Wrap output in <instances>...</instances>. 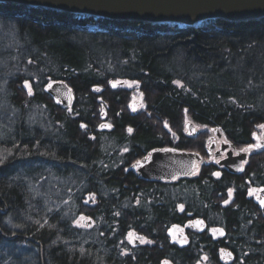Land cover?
<instances>
[{
	"label": "trees",
	"instance_id": "trees-1",
	"mask_svg": "<svg viewBox=\"0 0 264 264\" xmlns=\"http://www.w3.org/2000/svg\"><path fill=\"white\" fill-rule=\"evenodd\" d=\"M52 80L71 89V108L43 91ZM116 80L138 85L144 111L132 114ZM184 117L237 146L263 130L264 18L151 25L0 3V264H223L221 248L229 264H264V211L245 200L244 182L204 169L149 183L126 171L152 148L204 155ZM231 186L234 203L222 206ZM89 192L94 206L83 203ZM73 214L88 216L84 227ZM196 217L201 233L187 227ZM175 224L185 247L165 233ZM127 233L145 244L128 245Z\"/></svg>",
	"mask_w": 264,
	"mask_h": 264
},
{
	"label": "water",
	"instance_id": "water-1",
	"mask_svg": "<svg viewBox=\"0 0 264 264\" xmlns=\"http://www.w3.org/2000/svg\"><path fill=\"white\" fill-rule=\"evenodd\" d=\"M0 3H13L20 6L41 7L63 13L93 16L96 18L125 21L142 24H168L178 26H195L203 21L250 22L264 18V0H0ZM122 82H110L112 89ZM61 108L73 104L72 91L63 81H50L43 90ZM104 111L102 118L104 117ZM109 127V125H105ZM185 128L189 136L197 137L196 126L187 121ZM218 133L217 129H214ZM147 157V159H145ZM141 158L140 165L133 163L126 171L136 174L144 180L171 181L178 177H191L195 171L196 161L200 156L192 152L173 149H156ZM243 157V156H242ZM236 158L230 166L223 161L230 173L242 171L241 159ZM191 229L202 232L203 219H196L187 224ZM215 230V231H214ZM213 237H223L221 228L211 230ZM170 243L182 248L188 240L178 225H171L167 230ZM139 235L137 236V238ZM229 254V253H228ZM161 264H168L162 261Z\"/></svg>",
	"mask_w": 264,
	"mask_h": 264
},
{
	"label": "flooded vegetation",
	"instance_id": "flooded-vegetation-1",
	"mask_svg": "<svg viewBox=\"0 0 264 264\" xmlns=\"http://www.w3.org/2000/svg\"><path fill=\"white\" fill-rule=\"evenodd\" d=\"M138 102H129V109L134 115H138L140 111L145 110V105H138ZM139 107V109H138ZM108 122H100L99 125ZM110 125V123H108ZM263 130L259 131L257 134H253L252 141L243 144V145H234L231 141L227 139V137L223 134L222 131L216 133L214 128H203L200 130V133H206V139L203 143V151L204 155L198 153L196 151H188V150H181L176 148H171L170 146L161 147L162 149L169 148L176 151H185V152H194L200 156V160L196 161L195 171L191 177H178L171 181H156V180H144L139 178L136 174L132 173L135 178L141 181H146L149 183H165V184H173V182H177L181 179H194L199 177L200 173L204 169H208L211 177L217 180L224 178H231L233 180L239 179V182L242 181L247 186L245 188V200L251 203L255 209L262 212L264 211V206L260 203V201L264 200V128ZM128 134H132L127 130ZM172 136H174L172 134ZM170 135V137H172ZM185 137L190 138L191 136H187L185 133ZM173 138V137H172ZM176 140V137H175ZM249 145H252L253 148L250 151H241V149L247 148ZM256 145H261L260 147H256ZM161 148H152L151 150L147 151L141 158L147 156L150 152L161 149ZM243 156V157H242ZM241 159V166L242 171L238 174L230 173L228 171V167L222 164L223 161H227L230 166L234 165L236 158ZM141 158L136 159L132 163L136 162L137 160H141ZM131 163V164H132ZM130 164V165H131ZM129 165V166H130ZM128 166V167H129ZM127 168V167H126ZM215 173H219V175H215ZM252 190H255L254 192ZM251 192V194H250ZM225 199L222 201V206H229L234 203L235 197V188L233 186L229 187L226 190ZM227 201V203H225ZM200 219H203L199 217ZM88 219V216L86 217ZM204 220V219H203ZM221 228L224 231V228L221 226H211L207 227L208 232L211 235V230L213 228ZM206 228V223L204 221V229ZM225 232V231H224ZM212 236V235H211ZM225 237V235L223 236ZM223 237H213L216 238H223ZM220 258L223 264H229L233 260V253L229 251L227 248L220 249ZM229 253V254H228Z\"/></svg>",
	"mask_w": 264,
	"mask_h": 264
},
{
	"label": "rangeland",
	"instance_id": "rangeland-1",
	"mask_svg": "<svg viewBox=\"0 0 264 264\" xmlns=\"http://www.w3.org/2000/svg\"><path fill=\"white\" fill-rule=\"evenodd\" d=\"M115 82H117V83H120V81H115ZM138 85L135 83V82H130V81H123L122 82V85L121 86H119L118 88H120V89H122V90H125V91H128V95H129V97H128V99H127V104L129 105V102H138L139 104V106L140 105H143L144 104V102H143V99H142V97L140 96V94L138 93ZM138 109H139V107H138ZM189 119H187L186 117H184L183 118V120H182V124H181V130H182V133L185 135V133H186V129H185V123L188 121ZM197 127V126H196ZM165 129H166V127H165ZM197 129L198 130H201L202 128L201 127H197ZM259 131H255L254 132V134H257ZM172 134H173V131H169V135H171L172 136ZM187 135V134H186ZM200 135V134H199ZM188 136V135H187ZM173 137V139H175V137L177 138L178 136H176V134H175V136H172ZM206 133H204L203 135L201 134V137L199 138V139H201L202 141V143H204V141H205V139H206ZM190 138H193V139H195V138H197V137H190ZM198 139V140H199ZM195 141V140H194ZM67 196H70V195H68L67 194ZM71 201V199H66L65 201H63L64 202V204L67 206V207H72V208H70L71 209V211L73 212V211H75L76 210V207H75V204H73V203H71L70 202ZM83 203H84V205H89V206H94L95 204H96V199L93 197V196H89V195H87L86 197H85V199L83 200ZM72 216V222H74V224H76V225H78V226H82V227H84L83 226V224L82 223H80L79 222V220H83V222H85L87 219H86V215H84V214H81L80 216H76V214L74 215H71ZM94 225H95V223L93 222V223H91V226L89 225V226H87V229L88 230H92L93 229V227H94ZM131 234V235H130ZM125 241L128 243V245H130V246H136V245H142V244H145V242H146V239L145 238H137L136 237V233H127V235H126V237H125ZM133 243H135V244H133ZM202 261H205V258H202Z\"/></svg>",
	"mask_w": 264,
	"mask_h": 264
},
{
	"label": "snow or ice",
	"instance_id": "snow-or-ice-1",
	"mask_svg": "<svg viewBox=\"0 0 264 264\" xmlns=\"http://www.w3.org/2000/svg\"><path fill=\"white\" fill-rule=\"evenodd\" d=\"M176 83H179V82H176ZM82 127H83V125H82ZM260 127L261 128H264V125H260ZM132 131V129H129V132H131ZM261 145H256V147H260ZM253 148V146L252 145H249L247 148H245V149H241V151H250L251 149ZM145 159H147V157H145ZM140 165V161L139 160H137L136 162H135V165H133V167H136V166H139ZM215 175H219V173H215ZM253 192L255 191V190H252ZM262 191H264V189H262ZM250 194H251V192H250ZM225 203H227V201H225ZM260 203L262 204V206H264V200H262V201H260ZM215 231V230H214ZM131 235V234H130ZM142 239V238H141Z\"/></svg>",
	"mask_w": 264,
	"mask_h": 264
},
{
	"label": "bare ground",
	"instance_id": "bare-ground-1",
	"mask_svg": "<svg viewBox=\"0 0 264 264\" xmlns=\"http://www.w3.org/2000/svg\"><path fill=\"white\" fill-rule=\"evenodd\" d=\"M230 23H234V22H230ZM238 23H239V22H238ZM111 82H115V81H111ZM72 97H73V94H72ZM199 134H200V131H199ZM199 134H198V135H199ZM139 160H140V159H139ZM134 163H135V162H134ZM132 164H133V163H132ZM132 164H131V165H132ZM131 165H130V166H131ZM130 166H129V167H130ZM87 195H89V196L91 195V196H93L95 199H97V198H96V195H94L92 192H89V193H87V194H85V195L83 196L82 200H84L85 197H86ZM196 219H200V218H199V217L193 218V219L189 220L188 223L191 222V221H193V220H196ZM170 226H171V225H170ZM170 226H169V227H170ZM169 227H168V228H169ZM168 228L166 229V232H165L166 234H167V230H168ZM138 235H139L138 238H140L141 235L136 233V237H137ZM167 236H168V235H167ZM133 244H135V243H133ZM136 246H138V245H136ZM233 258H234V256H233ZM162 261H166V260L163 259ZM232 261H233V260H232ZM166 263H167V262H166ZM160 264H161V263H160Z\"/></svg>",
	"mask_w": 264,
	"mask_h": 264
}]
</instances>
